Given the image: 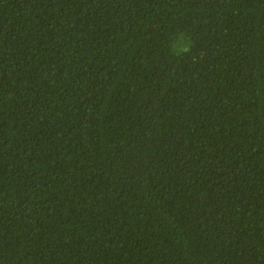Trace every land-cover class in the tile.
Masks as SVG:
<instances>
[{
  "label": "trees",
  "instance_id": "1",
  "mask_svg": "<svg viewBox=\"0 0 264 264\" xmlns=\"http://www.w3.org/2000/svg\"><path fill=\"white\" fill-rule=\"evenodd\" d=\"M0 264H264V0H0Z\"/></svg>",
  "mask_w": 264,
  "mask_h": 264
}]
</instances>
